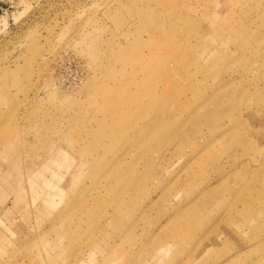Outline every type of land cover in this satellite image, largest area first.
<instances>
[{
	"label": "rangeland",
	"instance_id": "rangeland-1",
	"mask_svg": "<svg viewBox=\"0 0 264 264\" xmlns=\"http://www.w3.org/2000/svg\"><path fill=\"white\" fill-rule=\"evenodd\" d=\"M5 1L0 264H264V0Z\"/></svg>",
	"mask_w": 264,
	"mask_h": 264
},
{
	"label": "built area",
	"instance_id": "built-area-1",
	"mask_svg": "<svg viewBox=\"0 0 264 264\" xmlns=\"http://www.w3.org/2000/svg\"><path fill=\"white\" fill-rule=\"evenodd\" d=\"M8 1L5 0H0V12H4L3 7L6 5L7 6Z\"/></svg>",
	"mask_w": 264,
	"mask_h": 264
},
{
	"label": "bare ground",
	"instance_id": "bare-ground-1",
	"mask_svg": "<svg viewBox=\"0 0 264 264\" xmlns=\"http://www.w3.org/2000/svg\"><path fill=\"white\" fill-rule=\"evenodd\" d=\"M84 82V81H83ZM55 85V83H53Z\"/></svg>",
	"mask_w": 264,
	"mask_h": 264
}]
</instances>
